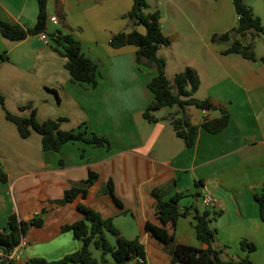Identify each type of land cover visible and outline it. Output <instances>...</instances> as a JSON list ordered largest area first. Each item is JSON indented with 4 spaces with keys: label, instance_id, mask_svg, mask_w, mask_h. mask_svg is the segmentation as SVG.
<instances>
[{
    "label": "crops",
    "instance_id": "1",
    "mask_svg": "<svg viewBox=\"0 0 264 264\" xmlns=\"http://www.w3.org/2000/svg\"><path fill=\"white\" fill-rule=\"evenodd\" d=\"M210 1L176 0L177 12L180 5L185 8L177 14L176 31H165L161 21L164 34L171 40L176 36V64L192 66L199 75L196 93L202 92L197 98H209L230 114L228 125L218 133L200 128L191 147L176 136L168 120L149 122L142 116L152 100L147 82L155 70L138 67L134 46L113 48L109 44L112 34L132 29L124 17L131 0H47V31L71 34L79 40L82 53L98 64L100 77L95 87L71 79L50 39L44 43L34 34L11 41L0 35V56L7 55L0 58V93L8 111L27 116L30 110L19 107L31 103L38 121L64 118L59 122L62 130L86 123L89 131L110 142L106 148L79 140L58 151H44L41 135L32 131L22 138L0 105V162L8 175L7 182L0 181V229L6 228L11 213L24 221L35 216L44 219L41 226L29 227L13 249L15 261L58 260L78 250L81 241L70 231H62L61 225L82 218L77 208L80 203L104 218L111 217L125 238L139 237L146 249V264H177L171 262L176 243L208 247L195 237L194 209L211 212L210 226L216 234L210 245L221 250L223 259L247 255L254 264H264V225L255 200L256 194L264 195V61L260 60L264 47L259 48L257 38L256 59L247 60L223 52L230 42L215 46L211 36L231 29L236 14L229 9V0ZM247 3L264 27V0ZM217 5L222 11L212 23L207 13L209 8L216 11ZM190 6L199 14V28L187 12ZM156 9L162 16L161 9ZM37 12L36 0H0V19L11 24L32 27ZM51 16L57 22H51ZM168 108L154 116L179 111L177 106ZM182 112L197 125L204 116L219 114L193 105ZM90 170L99 178L84 197L65 204L55 202L72 183L87 178ZM107 180L112 181V194L101 192ZM154 188L161 190L164 200L178 192L185 194L179 204L188 208L186 214L166 225L174 243H162L145 229L146 222L161 226L154 213ZM206 195L213 199L209 205L204 203ZM241 240L252 242L255 250H242ZM234 246L237 250L231 251ZM0 264L9 263L2 259Z\"/></svg>",
    "mask_w": 264,
    "mask_h": 264
},
{
    "label": "trees",
    "instance_id": "2",
    "mask_svg": "<svg viewBox=\"0 0 264 264\" xmlns=\"http://www.w3.org/2000/svg\"><path fill=\"white\" fill-rule=\"evenodd\" d=\"M38 12L35 24L32 27H23L20 24H11L0 19V35L8 40L17 41L28 35L45 32L52 41V49L64 58V67L71 79L80 84L95 87L98 84L100 72L98 64L85 56L81 51V45L71 34H63L60 31L48 32L46 29L47 0H36ZM130 9L124 14L132 24V29L122 30L112 34L109 44L113 48L132 45L135 50V61L140 68H153L155 75L147 82V87L152 93V100L142 112V116L149 122L158 119H166L172 125L177 137L182 139L185 146L194 145L199 129L215 134L222 131L230 121V114L225 107L213 103L209 98L199 99L194 96L200 86V78L195 68L185 66L182 71L174 74L170 81L165 73V60L158 56V50L162 45H169L170 38L164 34L161 25L159 9L146 11L147 0H131ZM236 22L234 26L221 34H213L212 42H230L224 53H237L247 60H255L254 42L264 36V27L260 18L253 12L247 0H232ZM141 25L143 31L137 29ZM1 59H6L5 52ZM264 61V55L260 57ZM0 105L5 110V117L12 121L22 138L28 137L32 131L41 135L42 148L44 151H58L62 145L68 142L84 141L94 147H110L107 137L89 131L86 123H81L71 130L60 129L59 122L64 118L47 119L38 121L32 104L19 107L20 111L29 109V115L13 114L5 108L4 96L0 93ZM177 105L179 111L170 112L162 118L154 116V112L163 108ZM193 105L202 110H217L215 117H203L200 124H192L183 114L185 107ZM182 112V114H179ZM62 164V163H61ZM99 178L95 171H89L87 178L74 182L66 188L63 196L55 200L57 204H65L73 201L76 197H84L88 188ZM8 175L0 162V181L7 182ZM113 185L107 180L101 187L102 193L112 194ZM155 198L154 213L161 223L155 226L146 222L145 229L150 231L160 242L165 244L174 243V235L168 233L167 224L173 225L177 218L185 215L188 208H182L180 200L184 193H176L171 198L164 200L159 188L151 191ZM195 195H198L197 193ZM259 216L264 225V195L256 194ZM118 204L119 201L115 200ZM82 218L69 224H62V231H70L72 235L81 241V247L66 254L58 260H47L41 257L30 258L23 264H128L135 261L136 264H146V249L139 237L127 239L112 223V218H104L99 211L86 205L77 206ZM209 210L200 212L194 209L192 213L193 229L198 241L208 244L207 248L176 243L172 251V263L177 264H254L247 256L236 259H223L221 250L211 247L216 231L210 226ZM44 219L35 216L28 221L20 220L16 213H11L7 218V226L0 229V258L9 264H22L10 257L12 250L18 246L27 229L31 226L39 227ZM108 235L113 238L109 241ZM242 250L250 253L255 250V245L247 240L239 242ZM100 252V261L92 255L91 249ZM107 256V258H106Z\"/></svg>",
    "mask_w": 264,
    "mask_h": 264
},
{
    "label": "rangeland",
    "instance_id": "3",
    "mask_svg": "<svg viewBox=\"0 0 264 264\" xmlns=\"http://www.w3.org/2000/svg\"><path fill=\"white\" fill-rule=\"evenodd\" d=\"M213 2V0H211ZM210 1V3H211ZM148 2V8L146 9V11H152L154 9H156L157 7H159L162 11V16H161V20L163 22V27L165 29V31H176V27L179 23V19H178V15L179 12L184 11V7L182 5H180V9L181 11H176V0H147ZM227 3H229V9L231 8V10H233V5H232V1L229 0ZM217 10L216 11H212L211 8H209L208 13H207V17L211 18L212 17V23L214 22V20L217 18V16L220 14V6L217 5L216 6ZM189 12L191 15V19L194 21V23L197 25V27L199 28L200 25V17L199 14H197L194 10V6H190ZM222 11V10H221ZM139 27V31H143V28L141 25H138ZM258 42V46L259 48H263L264 47V36H261L260 39L257 41ZM214 45H224V42H215ZM176 36L173 37V40L170 39V44L167 45H162L160 46L159 50H158V56L163 57L165 60V69H164V73L166 75V77L171 81L172 77L174 76L175 73L182 71L185 66H182V63L180 64H176ZM173 53V55H172ZM181 65V66H180ZM203 90V89H201ZM202 91H199L198 93H195L194 96L197 97L196 95H199ZM177 105H174L173 108H175ZM172 107V106H171ZM164 111H169L170 108H165L163 107ZM178 108V106H177ZM158 111V110H157ZM156 112V111H155ZM110 236V235H108ZM111 237V236H110ZM112 238V237H111ZM113 241V238H112ZM235 251L237 250V247H233L231 249V251ZM91 251L93 252V256H95L99 261H100V254L98 253V250L95 249H91Z\"/></svg>",
    "mask_w": 264,
    "mask_h": 264
},
{
    "label": "built area",
    "instance_id": "4",
    "mask_svg": "<svg viewBox=\"0 0 264 264\" xmlns=\"http://www.w3.org/2000/svg\"><path fill=\"white\" fill-rule=\"evenodd\" d=\"M49 20L51 22H57V19H56L55 16H51L49 18ZM38 36L44 43H48L49 38H48V36H47V34L45 32L38 33ZM211 202H213V199H212V197L210 195L204 196V203L206 205H209ZM22 244H24V242ZM14 249H16V247ZM10 257L14 259V250H12V252L10 254Z\"/></svg>",
    "mask_w": 264,
    "mask_h": 264
},
{
    "label": "water",
    "instance_id": "5",
    "mask_svg": "<svg viewBox=\"0 0 264 264\" xmlns=\"http://www.w3.org/2000/svg\"><path fill=\"white\" fill-rule=\"evenodd\" d=\"M3 258L0 259V261L2 260Z\"/></svg>",
    "mask_w": 264,
    "mask_h": 264
}]
</instances>
